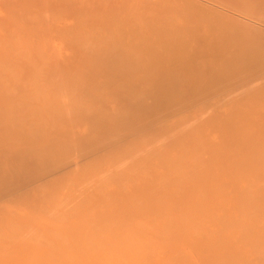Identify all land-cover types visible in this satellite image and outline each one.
Listing matches in <instances>:
<instances>
[{
	"label": "bare ground",
	"instance_id": "bare-ground-1",
	"mask_svg": "<svg viewBox=\"0 0 264 264\" xmlns=\"http://www.w3.org/2000/svg\"><path fill=\"white\" fill-rule=\"evenodd\" d=\"M0 264H264V0H0Z\"/></svg>",
	"mask_w": 264,
	"mask_h": 264
}]
</instances>
